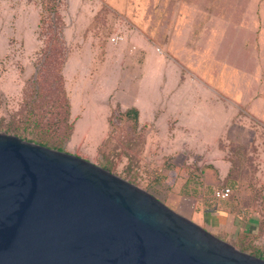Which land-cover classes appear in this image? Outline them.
Listing matches in <instances>:
<instances>
[{"label":"rangeland","instance_id":"rangeland-1","mask_svg":"<svg viewBox=\"0 0 264 264\" xmlns=\"http://www.w3.org/2000/svg\"><path fill=\"white\" fill-rule=\"evenodd\" d=\"M86 3L0 0V133L34 143L48 140V147H60L58 150L88 159L148 191V175L157 171V186L149 192L192 220L194 217L189 211L210 209L212 204L208 199L212 190L198 189L202 181L199 177L204 181L205 169L211 168L216 173L217 184L233 190L230 199L221 205L264 220V125L259 113L250 114L238 104L236 116L218 145H201L197 143V131L186 127V123L178 119L166 121L163 103L153 122L134 123L133 115H126L124 111L136 107L134 103L146 101L148 105L149 98L132 95L130 90L108 91L106 85L111 82L80 81L76 72V80L72 75L69 81L73 117L72 112L68 113L66 91L64 94V85L58 76L70 53L78 58L76 69H82L80 65L85 64V68L100 72L99 60L104 58L103 66L115 68L118 72L109 74L116 76H122V70L130 67L133 58V52L130 55L126 46L122 48L127 43L124 28L110 32L101 27L105 24L102 15L108 10L100 7L99 0L88 2L95 5L94 9L98 8V16L88 29L85 27ZM252 7L259 38L264 26V0H253ZM55 10L57 15L53 13ZM77 15H80L78 21H82L79 28L75 26ZM59 28H62L63 40L53 35ZM87 37L96 39L92 63L88 61L92 49L79 48ZM101 39L106 48H100ZM46 55L51 61L45 70L46 96L39 99L36 85ZM247 61L254 65L252 59ZM67 75L70 80L69 70ZM91 84L97 87L92 89ZM118 84L122 83L118 81ZM146 115L143 112V118ZM74 120L77 127L72 139L73 134H69L73 124L75 129ZM140 165L144 166L146 176L139 178L135 169ZM222 174H226L224 178ZM215 235L223 239L222 234L215 232Z\"/></svg>","mask_w":264,"mask_h":264},{"label":"crops","instance_id":"crops-1","mask_svg":"<svg viewBox=\"0 0 264 264\" xmlns=\"http://www.w3.org/2000/svg\"><path fill=\"white\" fill-rule=\"evenodd\" d=\"M79 1L87 2L85 27L88 29L91 22L97 20L98 8L88 3L93 0ZM99 1L100 7L108 10L102 15L105 24L102 21L101 27L105 26L110 32L124 28L127 43L122 48L126 46L130 55L132 52L134 55L130 67L122 70V76H116L109 74L118 72L115 68L110 70L103 66L104 58L99 60L100 72L96 68H85V64L80 65L82 69H76L78 58L70 53L63 73L72 117L74 106L69 81L76 72L80 81L111 82L106 85L108 91L130 90L132 95L149 98L148 105L143 101L131 107L138 109L141 124L153 122L163 103L166 121L178 119L186 123V127L197 131V143L201 145H218L236 116L238 104L250 114L259 113L264 125V26L257 38L259 27L254 24L253 0ZM79 16L75 20L78 28L82 27ZM86 39L79 48L92 49L88 58L92 63L96 39ZM101 44L100 48L106 46L105 42ZM248 59L253 60V66ZM109 61L111 65L112 59ZM143 112L147 114L145 118ZM74 123L72 139L77 127L75 120ZM204 173V186L216 187L215 171L206 168ZM225 175L222 174V178ZM189 212L197 223L214 234H222L223 239L230 240L234 246L244 242L243 235L250 234L264 247V220L255 214L230 211L223 205Z\"/></svg>","mask_w":264,"mask_h":264},{"label":"water","instance_id":"water-1","mask_svg":"<svg viewBox=\"0 0 264 264\" xmlns=\"http://www.w3.org/2000/svg\"><path fill=\"white\" fill-rule=\"evenodd\" d=\"M0 264H264L76 154L0 133Z\"/></svg>","mask_w":264,"mask_h":264},{"label":"trees","instance_id":"trees-1","mask_svg":"<svg viewBox=\"0 0 264 264\" xmlns=\"http://www.w3.org/2000/svg\"><path fill=\"white\" fill-rule=\"evenodd\" d=\"M54 15H57V10H55L54 12ZM59 16V15H58ZM43 18V16H42ZM54 36L58 37V39L60 40H63V32H62V28H59L58 30H56L54 33H53ZM50 59H49V55H46L45 56V61H44V65H43V68L41 70V73H40V77L39 79H37V85H36V97L41 99V98H44L46 95L44 93V88L46 86V82H47V78L48 76L45 74V70L48 66V63H50ZM65 63V62H64ZM64 66V65H63ZM63 68V67H62ZM58 78L61 80V82H63L62 86L64 85L63 87V93L65 94V91H66V102H67V105H68V113L70 114L71 113V101H70V97L68 95V92L66 90V86H65V78H64V75H63V69H62V72L59 73V76ZM44 86V87H43ZM65 90V91H64ZM123 112V111H122ZM124 113L126 115H133V120H134V123H138V119H139V111L138 109L136 108H130L126 111H124ZM111 118V117H110ZM74 132V124L72 126V129H71V133L69 135H72ZM37 143V142H36ZM38 144H41V145H44V146H50L48 140H43V141H38ZM51 148V147H50ZM58 149H60V147H56ZM136 169H135V175H136ZM158 178V175L148 184L149 186V191L152 190V188H155L157 185H155V182H156V179ZM199 180H202L201 182H199L198 184V189L199 191H206V190H212V195L210 197H208V199L210 198L209 202H211V206L210 208H213L215 206L217 207H220L222 206L221 203L222 202H225V201H218L215 196H214V188L213 187H207V186H204V181H203V178L199 177ZM222 184H217V186H220ZM227 186V185H226ZM153 194V193H152ZM232 194H233V190H232ZM231 194V196H232ZM230 196V197H231ZM230 199V198H229ZM228 199V200H229ZM227 201V200H226ZM228 209H231L230 206L227 207ZM231 211V210H230ZM233 211V210H232ZM244 238V242L242 241L241 244H238V247L239 249L243 250V251H246V252H250L251 254L255 255V256H259V257H262L264 258V247L263 246H260L256 241V239L254 237H250L252 235L250 234H246V235H243ZM253 249V250H252Z\"/></svg>","mask_w":264,"mask_h":264},{"label":"built area","instance_id":"built-area-1","mask_svg":"<svg viewBox=\"0 0 264 264\" xmlns=\"http://www.w3.org/2000/svg\"><path fill=\"white\" fill-rule=\"evenodd\" d=\"M157 50L159 52H163V50L161 48H157ZM144 171L145 170H144L143 165L138 166L136 168L137 176H139V178L141 176H146V175H143ZM157 174H158L157 171L154 174L150 173L148 175L147 183L149 184L157 176ZM231 194H232V188L230 186L220 185V186H216L214 188V196L219 202L228 200L230 198Z\"/></svg>","mask_w":264,"mask_h":264}]
</instances>
